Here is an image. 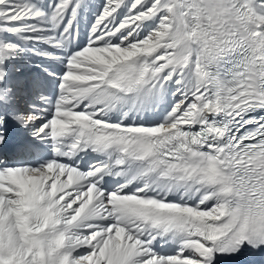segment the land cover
Here are the masks:
<instances>
[{
    "label": "snow or ice",
    "instance_id": "1",
    "mask_svg": "<svg viewBox=\"0 0 264 264\" xmlns=\"http://www.w3.org/2000/svg\"><path fill=\"white\" fill-rule=\"evenodd\" d=\"M0 264H264V0H0Z\"/></svg>",
    "mask_w": 264,
    "mask_h": 264
}]
</instances>
